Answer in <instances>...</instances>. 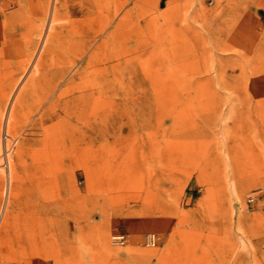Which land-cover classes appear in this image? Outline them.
Listing matches in <instances>:
<instances>
[{
    "label": "rangeland",
    "instance_id": "obj_1",
    "mask_svg": "<svg viewBox=\"0 0 264 264\" xmlns=\"http://www.w3.org/2000/svg\"><path fill=\"white\" fill-rule=\"evenodd\" d=\"M263 248L264 0H0V264Z\"/></svg>",
    "mask_w": 264,
    "mask_h": 264
},
{
    "label": "built area",
    "instance_id": "obj_2",
    "mask_svg": "<svg viewBox=\"0 0 264 264\" xmlns=\"http://www.w3.org/2000/svg\"><path fill=\"white\" fill-rule=\"evenodd\" d=\"M259 197L255 196V197H250L247 199L246 203L247 204H253ZM117 240L120 242V243H123L124 242V236L123 235H120L117 237ZM145 240H146V244L148 245H154L155 243V237L153 235H147L145 237ZM263 252H264V248H263Z\"/></svg>",
    "mask_w": 264,
    "mask_h": 264
}]
</instances>
